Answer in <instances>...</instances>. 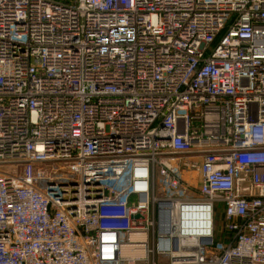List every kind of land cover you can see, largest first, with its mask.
Returning a JSON list of instances; mask_svg holds the SVG:
<instances>
[{
  "label": "built area",
  "instance_id": "1",
  "mask_svg": "<svg viewBox=\"0 0 264 264\" xmlns=\"http://www.w3.org/2000/svg\"><path fill=\"white\" fill-rule=\"evenodd\" d=\"M0 264H264V0H0Z\"/></svg>",
  "mask_w": 264,
  "mask_h": 264
},
{
  "label": "rangeland",
  "instance_id": "2",
  "mask_svg": "<svg viewBox=\"0 0 264 264\" xmlns=\"http://www.w3.org/2000/svg\"><path fill=\"white\" fill-rule=\"evenodd\" d=\"M65 172L67 174H71V171L68 169V170H65ZM197 185H201V181L200 182H197L196 183ZM219 205V203H218ZM224 227V219H223V213H222V210H219L218 213H217V216H216V237H219V231L221 230V228Z\"/></svg>",
  "mask_w": 264,
  "mask_h": 264
},
{
  "label": "trees",
  "instance_id": "3",
  "mask_svg": "<svg viewBox=\"0 0 264 264\" xmlns=\"http://www.w3.org/2000/svg\"><path fill=\"white\" fill-rule=\"evenodd\" d=\"M219 210H222L223 213V219H224V212H223V205L221 203H219V205H217V213ZM218 239V238H217Z\"/></svg>",
  "mask_w": 264,
  "mask_h": 264
}]
</instances>
